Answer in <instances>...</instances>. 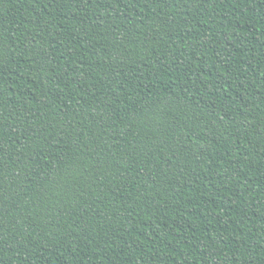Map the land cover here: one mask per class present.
<instances>
[{"label": "trees", "instance_id": "trees-1", "mask_svg": "<svg viewBox=\"0 0 264 264\" xmlns=\"http://www.w3.org/2000/svg\"><path fill=\"white\" fill-rule=\"evenodd\" d=\"M0 264H264V0H0Z\"/></svg>", "mask_w": 264, "mask_h": 264}]
</instances>
